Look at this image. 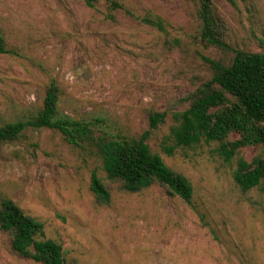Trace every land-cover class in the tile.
Masks as SVG:
<instances>
[{
	"label": "rangeland",
	"instance_id": "rangeland-1",
	"mask_svg": "<svg viewBox=\"0 0 264 264\" xmlns=\"http://www.w3.org/2000/svg\"><path fill=\"white\" fill-rule=\"evenodd\" d=\"M0 0V127L40 112L48 86L59 88V116L96 134L139 138L151 113H166L148 144L193 188L191 204L155 184L129 193L109 181L91 144L71 145L55 130L28 129L0 143V201H14L62 246L65 264H264V192L242 191L233 175L264 146L230 163L218 144L176 149L174 115L234 53L202 43L196 0ZM233 49L264 52V0H214ZM144 19L161 21L164 30ZM232 135L231 139H236ZM97 173L111 199L91 190ZM0 264H39L12 249L0 230Z\"/></svg>",
	"mask_w": 264,
	"mask_h": 264
},
{
	"label": "trees",
	"instance_id": "trees-1",
	"mask_svg": "<svg viewBox=\"0 0 264 264\" xmlns=\"http://www.w3.org/2000/svg\"><path fill=\"white\" fill-rule=\"evenodd\" d=\"M196 1L202 23L198 39L218 49L232 51L234 59L229 66L205 59L213 69V76L192 95L190 106L174 115L173 146L163 147V151L172 156L176 149L216 143L219 156L230 163L242 149L264 146V52L230 47L225 41L224 25L215 12L214 0ZM109 2L112 10L123 8L116 1ZM87 4L94 6L92 0H87ZM143 22L164 30L161 21L144 19ZM7 53L0 31V54ZM58 108L59 88L52 81L40 112L27 120L0 127V143L16 141L28 129L55 130L71 145H94L106 178L120 183L122 190L137 193L159 184L171 195L191 204L193 188L189 181L171 170L148 144L150 134L165 122L166 113H151L149 129L139 138L114 139L106 134L98 136L92 124L60 117ZM234 134L237 137L232 140ZM233 178L244 192L255 188L264 192V154L251 162L239 158ZM91 190L100 202H110V192L97 173L92 174ZM0 230L10 236L12 249L17 254L39 264H65L62 246L45 239L44 225L10 199L0 201Z\"/></svg>",
	"mask_w": 264,
	"mask_h": 264
}]
</instances>
